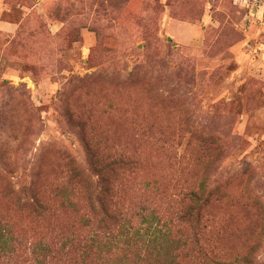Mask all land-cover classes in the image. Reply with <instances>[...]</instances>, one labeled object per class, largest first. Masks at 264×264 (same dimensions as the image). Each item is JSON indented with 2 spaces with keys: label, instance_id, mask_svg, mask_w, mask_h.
<instances>
[{
  "label": "rangeland",
  "instance_id": "1",
  "mask_svg": "<svg viewBox=\"0 0 264 264\" xmlns=\"http://www.w3.org/2000/svg\"><path fill=\"white\" fill-rule=\"evenodd\" d=\"M90 148L141 154L124 192L137 217L154 186L174 211L209 180L221 261L254 248L264 264V0H0V235L18 264L38 238L23 189L51 193L62 151L87 166Z\"/></svg>",
  "mask_w": 264,
  "mask_h": 264
},
{
  "label": "trees",
  "instance_id": "2",
  "mask_svg": "<svg viewBox=\"0 0 264 264\" xmlns=\"http://www.w3.org/2000/svg\"><path fill=\"white\" fill-rule=\"evenodd\" d=\"M203 142L210 149L219 148L215 139ZM166 143L162 151L171 154ZM89 150L87 166L62 151L67 160L64 181L54 184L51 193L37 181L23 189L38 225L29 264H226L221 261L219 239L209 229L212 222L205 216L220 192L209 180L201 177L193 187L188 185L180 209L174 211L169 210L167 193L154 186L152 204L157 207L147 209L149 213L142 210L137 217L131 211L132 197L124 198V192L127 182L143 169L141 154L130 149L94 155ZM15 199L22 205L19 193ZM68 213H82L80 223L63 226L62 216ZM11 245L10 238L1 234L0 259L12 253L18 264L23 250ZM254 255L255 249L249 248L237 264H257Z\"/></svg>",
  "mask_w": 264,
  "mask_h": 264
}]
</instances>
